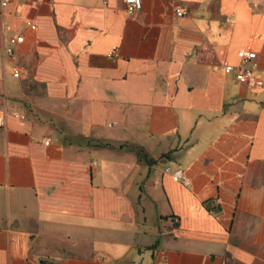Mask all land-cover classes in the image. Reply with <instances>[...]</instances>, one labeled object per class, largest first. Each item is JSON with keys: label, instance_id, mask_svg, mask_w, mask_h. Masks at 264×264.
Here are the masks:
<instances>
[{"label": "crops", "instance_id": "obj_1", "mask_svg": "<svg viewBox=\"0 0 264 264\" xmlns=\"http://www.w3.org/2000/svg\"><path fill=\"white\" fill-rule=\"evenodd\" d=\"M244 48L264 80V0L0 7V264H264V87L223 69Z\"/></svg>", "mask_w": 264, "mask_h": 264}, {"label": "built area", "instance_id": "obj_2", "mask_svg": "<svg viewBox=\"0 0 264 264\" xmlns=\"http://www.w3.org/2000/svg\"><path fill=\"white\" fill-rule=\"evenodd\" d=\"M12 1L20 0H0V7L7 8ZM53 1V0H47ZM126 3V11L129 14H133L136 11L142 8V0H124ZM177 16L182 17L186 15V11L183 8H177ZM26 25L31 29H37L36 24L32 21L27 20ZM24 41L23 36H13L10 39V46L7 47L6 52L9 56L14 55L15 46ZM112 55H117V51L114 50ZM239 57V63L237 65L230 64L225 62L223 64V69L227 73H234L236 80L246 85L252 89H261L264 87V80L255 76V70L258 66L257 59L258 54L251 48L240 49L237 53ZM15 76H19V73L16 72ZM5 127V115H0V130ZM46 144H49V141H46ZM96 162H94V165ZM166 173L169 174L174 181L182 182L185 186L189 185L185 172L181 168L172 169L167 167L165 169Z\"/></svg>", "mask_w": 264, "mask_h": 264}]
</instances>
